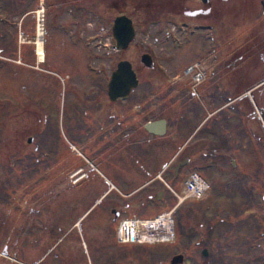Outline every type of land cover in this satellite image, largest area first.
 Instances as JSON below:
<instances>
[{
	"label": "rangeland",
	"instance_id": "obj_1",
	"mask_svg": "<svg viewBox=\"0 0 264 264\" xmlns=\"http://www.w3.org/2000/svg\"><path fill=\"white\" fill-rule=\"evenodd\" d=\"M115 4L122 6L123 0H114ZM42 7L40 57L36 33L37 11ZM163 11L157 5L132 4L128 16L134 20L136 35L119 50L111 32L118 11L110 0H0V264L51 263L57 240L79 216L80 227L75 224L67 239L81 240L91 255L116 254L119 243L112 209L120 212L118 219L155 217L178 204L158 176L144 183L157 166L167 163L170 171L161 177L176 192L182 191L193 171L208 179L210 188L202 197H189L177 206L174 240L124 245L129 248V262L171 264L175 254H183L187 262L202 261L207 248L214 264H238L247 258L264 264V112L252 102V70L242 68L241 72H251L228 84L226 79H233L234 72L217 67L214 59L233 48L232 10H225V35L219 41L166 35L180 24L169 21L172 14ZM247 37L241 40L249 42ZM145 52L153 57L152 67L141 61ZM121 59L132 62L144 87L145 120L164 118L167 128L157 148L145 146L143 159L155 161V171L151 168L134 182L110 178L119 190L95 203L107 179L77 187L60 184L56 167L47 169L28 156L40 138L64 157L84 151L79 134L59 117L70 114L73 101L64 89L73 82L105 84ZM204 60L206 78L196 83L189 64L200 62L203 68ZM223 75L226 79L221 82ZM140 93L134 92L127 111L134 103L139 105L134 99ZM98 94L99 112H105L107 94ZM257 101L264 105V89L257 92ZM72 114L78 112L73 109ZM33 153L40 157L39 151ZM186 159L173 177V165ZM161 190L163 195L156 199Z\"/></svg>",
	"mask_w": 264,
	"mask_h": 264
},
{
	"label": "flooded vegetation",
	"instance_id": "obj_2",
	"mask_svg": "<svg viewBox=\"0 0 264 264\" xmlns=\"http://www.w3.org/2000/svg\"><path fill=\"white\" fill-rule=\"evenodd\" d=\"M113 1L110 0V5L118 11L115 17L122 14L128 15L132 4L135 8L157 5V8L164 10V13L167 11L172 14L173 18H170L169 21L180 24L177 30L175 26L172 30H167L166 35H173L174 37L185 35L186 38L194 36L199 37V39L209 38L217 41L224 38V14L226 9H231L233 20L230 22L233 23L234 28L233 48L214 56V59H216L217 67L221 66L222 70L223 68L224 70H231L234 72V77L233 79L227 78L228 81L226 76L223 75L222 79L219 76V81L224 82L226 79L228 84L231 81L234 84L238 79H241V76L246 77L251 72H241L242 68L248 66L252 70L249 88L253 97L252 102L256 109L264 112V105L261 101H257V92L264 89V0H123L122 6L113 5ZM115 17L112 20V25ZM245 35H248L249 42L246 39L241 40ZM204 49L209 55L207 48L204 47ZM219 50L221 51L220 47ZM207 63L206 60L202 61L201 67L203 68L199 67L200 62L191 63L198 66L197 70L202 71L203 77L199 83L206 78L207 70L204 66ZM238 70L240 71L238 72ZM108 81H105V84L73 82L67 84V89H64L65 94L69 91L73 101L68 110L70 114H59V117L63 122L66 121L68 129L79 134L83 152L64 157L56 149L47 148L44 139L40 138L39 142L34 143L33 150L28 156L35 163L41 162L47 169L56 167L55 179L60 184L69 182L77 187L92 179L98 181L107 179L109 183L105 180L107 187L97 197L95 203L103 201L113 189L119 190L115 185L112 186L113 183L110 178L134 182L146 173L149 174L151 168L155 169V161L146 162L143 159L145 146L157 148L160 141L159 136H161L149 132L145 127L149 120H145L143 112L144 87L138 83V86L133 88L126 98L112 100L108 95ZM64 82L67 83L66 80ZM138 91L141 93L134 100H137L139 105L136 106L134 103L131 110L127 111V102L134 98V92ZM245 91L239 92L237 96ZM99 92L107 94L106 102L109 108L105 112H99V107L102 106V102L99 100ZM134 106L137 110H134ZM73 109L78 114H72ZM32 140L33 137L30 136L29 142L31 143ZM33 151H39L40 157L35 156V158ZM128 162L130 165H127ZM179 163L173 165V177H177L181 168L186 164L177 169ZM126 165L130 166V173H127ZM170 165L171 163L165 164L163 169L157 166V171L154 170L153 176L144 183H149L148 181H151L155 176L159 177L166 170L170 171ZM131 193L129 194L131 195ZM117 212L118 219L120 212ZM79 219L80 216L57 240L56 247L58 249L54 255V261L48 264L54 262V264H132L129 262V248L124 244L115 245L116 254L91 255L88 254L81 240L67 239L71 234V229L76 228L75 224ZM205 249L206 254H203L202 251L203 256L206 257L205 260L193 262L188 260L187 262L184 256L185 263L214 264V260L209 261V251L207 248ZM248 252L251 255V251ZM255 262V260L247 258L238 264H256ZM31 264H37V261Z\"/></svg>",
	"mask_w": 264,
	"mask_h": 264
},
{
	"label": "built area",
	"instance_id": "obj_3",
	"mask_svg": "<svg viewBox=\"0 0 264 264\" xmlns=\"http://www.w3.org/2000/svg\"><path fill=\"white\" fill-rule=\"evenodd\" d=\"M44 17L42 7L37 11L38 35H41L44 31ZM195 68L198 69V66L190 67L192 70ZM202 77V71H194L193 79L196 83L201 81ZM162 180L166 187L177 197L178 204L155 217L131 216L118 219L115 236L119 244L167 243L174 240L177 234L174 211L177 206L189 197H202L210 188L209 180L200 176L196 171L190 172L185 178L180 193L176 192L164 179Z\"/></svg>",
	"mask_w": 264,
	"mask_h": 264
},
{
	"label": "water",
	"instance_id": "obj_4",
	"mask_svg": "<svg viewBox=\"0 0 264 264\" xmlns=\"http://www.w3.org/2000/svg\"><path fill=\"white\" fill-rule=\"evenodd\" d=\"M112 35L115 39V46L117 49L120 50L127 48L136 35V29L132 18L125 14L118 15L117 17H115L112 25ZM141 61L144 65L148 67L153 66V57L148 52H145L141 55ZM138 83V75L136 70L133 68L132 62L127 59H121L118 61L115 69L110 75L108 81V95L112 100H116L118 98H126L130 94L131 90L138 86ZM166 124V119L159 118L147 121L145 127L149 132L158 135H163L166 132ZM186 162H188V159L180 162L177 165V169ZM163 193V190L157 192L155 194V198L160 199ZM112 212L115 215L113 221H116L118 212L116 209H112ZM206 253V249H204L203 254ZM183 261V254H175L171 258L170 263L181 264Z\"/></svg>",
	"mask_w": 264,
	"mask_h": 264
},
{
	"label": "bare ground",
	"instance_id": "obj_5",
	"mask_svg": "<svg viewBox=\"0 0 264 264\" xmlns=\"http://www.w3.org/2000/svg\"><path fill=\"white\" fill-rule=\"evenodd\" d=\"M42 45H43V44H42L41 39L38 38V41H37V51H38V55H39L40 57H42V55H43V46H42Z\"/></svg>",
	"mask_w": 264,
	"mask_h": 264
}]
</instances>
